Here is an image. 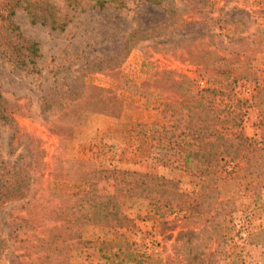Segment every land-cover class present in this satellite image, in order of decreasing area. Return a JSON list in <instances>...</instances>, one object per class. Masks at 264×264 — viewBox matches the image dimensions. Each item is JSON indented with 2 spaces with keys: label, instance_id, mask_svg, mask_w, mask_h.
Listing matches in <instances>:
<instances>
[{
  "label": "rangeland",
  "instance_id": "374dc122",
  "mask_svg": "<svg viewBox=\"0 0 264 264\" xmlns=\"http://www.w3.org/2000/svg\"><path fill=\"white\" fill-rule=\"evenodd\" d=\"M47 1L58 9L60 20L67 21L63 30L30 24L20 7L14 8L12 17L22 35L38 45L35 68L18 70L0 59L1 94L20 105L11 123L0 119V167L22 170L30 190L26 199L0 207V264H8L6 257L12 253L38 264L37 257L51 246L40 249L36 237L45 238L58 225L50 205L59 201L49 202L48 194L89 189L87 182H71L58 160H77L83 171L150 174L190 195L182 207L159 212L144 199H113L119 220L85 226L74 240L51 233L53 258L59 264H196L198 259L207 264H264V242L250 245V236L264 229V186L254 191L257 182L241 174L220 172L208 179L156 162L149 126L165 121L135 89L162 70L195 77V67L182 62L185 47H212L217 39L206 35L193 42L185 39L207 31L219 33L218 28L227 35L231 26L214 20L238 17L247 25L243 36H252L256 27H264V17L257 12L264 0H161L159 5L125 0L123 6L105 0L103 7L93 0ZM14 2L0 0V18ZM168 19L173 23L165 32L123 51L132 33ZM258 41L252 66L264 87V37ZM234 87L238 97L250 99L253 85L238 82ZM99 90L123 100L118 117L73 101L75 96L82 100L101 95ZM5 109L10 111V106ZM245 114L243 134L261 136L264 128H258L257 109L246 108ZM208 183L217 189L213 202L205 206L208 211L200 207L199 214L190 211L191 197ZM98 188L112 193L104 183ZM15 225L20 227L17 236L10 233ZM262 238L264 234L259 241Z\"/></svg>",
  "mask_w": 264,
  "mask_h": 264
},
{
  "label": "trees",
  "instance_id": "16d2710c",
  "mask_svg": "<svg viewBox=\"0 0 264 264\" xmlns=\"http://www.w3.org/2000/svg\"><path fill=\"white\" fill-rule=\"evenodd\" d=\"M117 1L121 2V6L125 5V0ZM145 1L159 5L161 0ZM93 2L95 6L103 7L106 1ZM15 7L26 11L30 24H39L50 30H63L67 21L60 20L58 9L47 0H15L6 15L0 18V59L18 70L34 69L40 58L39 48L37 43L26 39L12 21ZM257 12L264 17V7ZM214 21L217 24H229L231 31L223 35L222 29L218 28L219 33L207 31L196 35L197 37L185 39L193 42L204 35L217 39L216 43L214 41L216 46L197 44L185 47L186 58L182 57V62L195 67V77L162 70L148 75L141 86L135 89L147 103L154 104L165 121V124L159 126H149L156 162L163 166L174 165L208 179H213L220 172L241 174L251 182H257V186L253 188L256 191L264 186V133L248 137L243 134V123L245 109L253 107L259 113L258 128H264V87L258 83L257 72L252 66L254 52L260 43L258 39L264 37V27H256L252 36H243L247 25L241 17L229 18L227 21L217 18ZM172 23L168 19L159 25L132 33L123 51L127 53L140 41L162 34ZM239 27L243 29L239 30ZM232 45L239 47L234 49ZM238 82L253 85L250 99L244 100L236 95L234 86ZM89 89L98 90L95 87ZM99 91L102 92L101 95L90 94L82 100L75 96L73 101L85 104L90 111L118 117L123 110V100L104 90ZM5 105L10 106V111H6ZM19 109L17 100H4L0 91V119L4 123H11V115ZM57 163L64 166L71 182H87L90 187L83 192L48 194L49 202L54 199L59 201L58 204L50 205L58 225L45 238L36 237L40 249L45 250L47 244L51 246L37 257L38 264L61 262L53 258L55 253L50 244L55 240L49 238L52 232H56L57 237L74 240L80 237L85 226L109 224L115 218L119 220L120 215L116 209L112 210L111 204L117 197L144 199L152 203L159 212L182 207L188 195L170 184L171 182L146 173L103 169L83 171L77 160H58ZM0 180V207L22 201L30 193L20 169L0 167ZM103 183L106 188L112 189V193L98 188ZM216 191L212 184L202 185L200 193L191 197L193 201L190 211H197L199 214L201 208H206L202 211L206 213L208 209L205 206H210L213 202ZM16 227L18 226L15 225L10 232L11 235L17 236ZM261 234H264V229L251 235L250 245L262 244L264 238L259 241ZM22 257L26 255L12 253L6 259L8 264H35L33 261H24ZM195 263L206 262L198 259Z\"/></svg>",
  "mask_w": 264,
  "mask_h": 264
}]
</instances>
